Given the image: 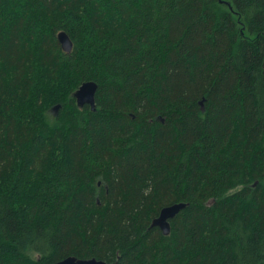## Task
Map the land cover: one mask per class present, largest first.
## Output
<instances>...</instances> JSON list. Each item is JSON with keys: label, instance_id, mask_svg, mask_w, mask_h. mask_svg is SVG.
Instances as JSON below:
<instances>
[{"label": "trees", "instance_id": "trees-1", "mask_svg": "<svg viewBox=\"0 0 264 264\" xmlns=\"http://www.w3.org/2000/svg\"><path fill=\"white\" fill-rule=\"evenodd\" d=\"M67 256L264 264V0H0V264Z\"/></svg>", "mask_w": 264, "mask_h": 264}, {"label": "water", "instance_id": "water-1", "mask_svg": "<svg viewBox=\"0 0 264 264\" xmlns=\"http://www.w3.org/2000/svg\"><path fill=\"white\" fill-rule=\"evenodd\" d=\"M57 39L61 49L68 53L72 48V41L64 31L57 33ZM97 90V84L94 81L83 82L73 93L76 105L83 107L84 105L90 106L91 110H95V93ZM202 104V102H200ZM59 106H55V111ZM186 203L178 202L160 209L158 215L152 220L151 226L158 227L164 235L169 234L170 231V220L184 207ZM47 264H116V262H106L95 258L80 259L74 256H67L62 260L47 263Z\"/></svg>", "mask_w": 264, "mask_h": 264}]
</instances>
